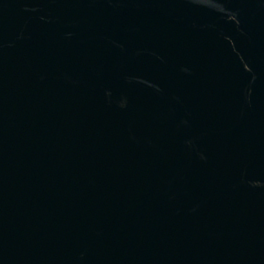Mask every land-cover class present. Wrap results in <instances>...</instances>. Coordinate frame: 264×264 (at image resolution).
Instances as JSON below:
<instances>
[{
    "label": "water",
    "instance_id": "1",
    "mask_svg": "<svg viewBox=\"0 0 264 264\" xmlns=\"http://www.w3.org/2000/svg\"><path fill=\"white\" fill-rule=\"evenodd\" d=\"M0 264H264V0H0Z\"/></svg>",
    "mask_w": 264,
    "mask_h": 264
}]
</instances>
